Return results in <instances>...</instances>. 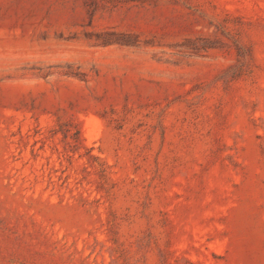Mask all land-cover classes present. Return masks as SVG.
<instances>
[{
	"label": "rangeland",
	"instance_id": "rangeland-1",
	"mask_svg": "<svg viewBox=\"0 0 264 264\" xmlns=\"http://www.w3.org/2000/svg\"><path fill=\"white\" fill-rule=\"evenodd\" d=\"M0 264H264V0H0Z\"/></svg>",
	"mask_w": 264,
	"mask_h": 264
}]
</instances>
